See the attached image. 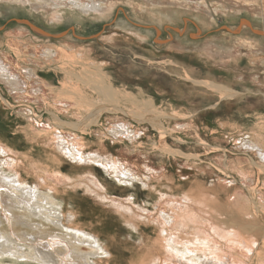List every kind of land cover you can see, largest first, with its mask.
<instances>
[{
    "label": "bare ground",
    "instance_id": "1",
    "mask_svg": "<svg viewBox=\"0 0 264 264\" xmlns=\"http://www.w3.org/2000/svg\"><path fill=\"white\" fill-rule=\"evenodd\" d=\"M123 3L134 5L131 14L136 21L145 22L149 15L150 23L158 24L150 25L143 32L137 28L140 25L128 23L127 29L139 36L134 38L136 43L142 42L139 45L143 47L147 43L151 45L146 50L150 54H134L139 58L134 68L141 76L150 71L141 60L145 59L171 77V80L166 77L173 85L171 91L159 90L154 83L149 86L161 96V106L143 104L126 111L114 103L96 105L95 101H83L96 100L95 90L87 83H82V89L75 88V83L63 81L55 72L51 75V70H47L45 78L39 76V69L60 62L73 50L69 43L76 46V41L72 36L67 38L64 47H56L51 40H41L50 38L48 32L35 21L25 20V23L20 21L23 24H15L7 36L0 37V50H4L7 43L12 45L0 51V84H5L15 95H5L0 85V107L9 112L7 119L0 114V264H117V261L120 264H264V185L258 181L264 178V87L246 84L251 76L255 82L260 81L264 72H259L264 68V0H140L136 3L124 0ZM4 9L24 10V13L28 9L32 14L34 10H41L48 24L58 27L63 22L108 19L116 11V1L0 0V15L4 14ZM220 16L224 17L221 23L227 24L224 28H218ZM164 35L168 37L163 38ZM33 36L39 42L34 43ZM75 37L79 39L77 34ZM111 42L106 40L105 44L110 47L104 49L113 54L114 60L130 52L125 48V54ZM234 46L243 48L246 53L234 51ZM155 49L164 51L156 54ZM77 52L82 58L91 53L86 48ZM221 52L227 53L226 58L218 57ZM194 55H200L199 59ZM163 56L165 59H157ZM191 61L200 67L194 68ZM116 65L115 61L97 60L92 71L96 70L94 66L109 71ZM73 68L69 70L75 74L77 70ZM214 75L216 80L211 79ZM50 78L56 80V88L50 85ZM118 78L123 79L121 74ZM139 80L141 83L136 84L145 85L144 77L123 82L130 85ZM104 85L107 87L103 90L116 97L119 91H114V83L107 81ZM58 86H68L64 96L57 90ZM146 90H142V96ZM27 100L37 102V106L30 105L29 101L26 103ZM49 104L61 114L72 112L79 119L64 120L45 106ZM258 104L263 105L262 110ZM16 109L19 112L13 115ZM212 110L217 112L211 114ZM11 114L15 120L11 119ZM107 115L111 118L103 120ZM122 116L131 121L120 119L124 118ZM198 122L202 123V128L198 127ZM147 129L154 132L141 139ZM5 131L11 133L14 140H7L2 134ZM221 138L224 142L230 141L232 150L213 144ZM123 139L130 144H125ZM54 141H58L60 147L53 145ZM109 142L114 146L121 143V150L112 152L116 147ZM142 142L157 151L155 156L146 159L126 155L137 152L136 143ZM42 145L46 148H41ZM53 146L57 147L56 151L49 150ZM194 146L195 150L186 148ZM61 148L67 159L60 155ZM246 148L253 152L243 154ZM217 151L220 157L206 160ZM151 152L153 150L147 151ZM169 155L175 159H168ZM72 158L90 164H72ZM247 161L253 164L254 170L248 168ZM66 163L70 168L64 172ZM93 165L101 166L102 172ZM177 168H181L179 172ZM192 173L196 175L194 180L189 177ZM210 174L214 183L207 186L201 177ZM249 175L250 179L246 180ZM184 176L187 180L180 178ZM23 179L32 180L35 185L31 187ZM83 182L89 197L79 200L86 207L76 205L78 211L73 207L65 208L68 195L65 186L82 185ZM138 183L147 189L143 204L137 200L135 186L139 187ZM233 187L239 191L224 197L229 204L222 202L220 192L225 193ZM37 188L42 190L37 191ZM128 191L133 193L127 196ZM182 191L185 194L173 197L181 195ZM193 198L198 200L196 203L200 207L193 206L196 205ZM127 203H132L136 209L127 208ZM101 205L112 208L103 209ZM243 212L245 218L241 215ZM223 213L235 215V224L244 229H234L246 240L254 237L260 248L253 249V242L240 245L234 229L200 219L210 214L213 219L223 220ZM147 214L150 218L156 216L154 222L160 228L161 236L153 230L151 238L156 242L162 238L165 243L159 241L158 247L152 248L147 255L138 252L135 257L122 259L121 248L111 245L116 240L107 223L115 219L121 231L142 232L139 219L148 217ZM176 223L187 228L192 226V232L182 235L181 230L172 228ZM166 246L175 252V257L168 262L164 256ZM114 251L120 252L119 256ZM104 256L109 260H95L105 259Z\"/></svg>",
    "mask_w": 264,
    "mask_h": 264
},
{
    "label": "rangeland",
    "instance_id": "2",
    "mask_svg": "<svg viewBox=\"0 0 264 264\" xmlns=\"http://www.w3.org/2000/svg\"><path fill=\"white\" fill-rule=\"evenodd\" d=\"M115 1H116V11H115L114 15L112 17L108 18V19L95 20V21H89V20L86 21L85 20V21H82L81 23L80 22H75L73 24H70V23H67V22H63L62 24H59L58 27H53L52 25H49L46 17L42 15L43 11H41V10H34V12H33L34 15H33L31 12H29L28 9L26 10V13H24L25 12L24 10H16L14 12V11L9 10V9H4V14L0 15V37H2L3 35L7 36L9 31L11 30V28H13V26H15V24H19V23L23 24V22L25 23V20H31V22L35 21V23L44 32H46V33L48 32L51 35L50 38H41V40L45 39V42H48L49 40H51L52 41L51 44H57V45H54L56 47L57 46L64 47V45H65V43L67 41V38L72 36L73 40L76 41L75 42L76 46H75L74 43H69L73 50H71V51L66 53V56L67 57L70 56L71 59L65 57V58H63V60H60V62L55 63V64H53L50 67L47 66V68L45 67V68L39 69V71H38V75L39 76L45 78L46 77L45 73H48L47 70H51V73H50L51 75H54V72H55L59 76H62L64 78L65 82H69V83H72V84L75 83L74 84L75 88L82 89L80 87V86H82V83H84V84L87 83L89 88L95 90L96 100H92V98L89 97L91 99H83V101H95L96 105H98V104H106V103H114V104L123 106L126 109V111L129 108L139 107V106H141L143 104H151L152 106H161L162 105L161 96L159 94H157L155 89H150L149 86L152 83H154L153 86L157 87V89H159V90L166 89L167 91H171L173 85H171L169 82L166 81V79H167L166 77H170V75H168L166 73V71H164V69H163V72L160 71V70H157L155 64L151 63L149 60L141 59L142 62L145 63V67L150 69L148 74L146 73L147 75L145 74V76H141V72H139L138 70H136L134 68V64L136 63L135 61H137L139 59V58L136 59L134 54L137 53V52L138 53H142V54H146V55L150 54L146 50H147V48H150L151 45H149V43H147L145 47L139 45L142 42L141 43L140 42L139 43L135 42V39L139 38V36L136 33H134V31H128V29H127L128 28L127 24L129 23V25H133V26L140 25V27H137V28L141 29L144 32L145 29H147V28L149 29L150 28L149 26L152 25V24H155V23H150V16L149 15H147L145 17V22L136 21L135 17L131 14L132 11L135 10L133 8L134 5H126L125 3H123L124 0H115ZM126 1H128V0H126ZM139 1L140 0H133V2H135V3L139 2ZM25 6L27 7L28 5H25ZM77 11H80V10L78 9ZM32 16H35V17H32ZM85 18L88 19L89 17H85ZM223 19H224V17L220 16L219 17V22L220 23L223 22ZM20 21H23V22H20ZM225 25H227V24L221 23V25L218 28H220V27L224 28ZM156 26H158V24ZM121 27H125L126 30L121 28ZM30 28H32V27H30ZM75 33L77 34V36H79V39L75 37V35H76ZM57 34H60V35H57ZM55 35H56V37H55ZM28 36H31V35H29V33H28ZM155 37H156V35H155ZM167 37L168 36H166V35L163 36V38H167ZM32 39H33L34 43L35 42H39V39L36 38V36H33ZM130 39H131V41H129ZM106 40H108L110 42L112 41L114 46L118 47L119 50L121 49V51L124 52L125 48H128L130 52H127L128 53L127 55H120V56L118 55V59L114 60L112 58L113 54H111L109 51L106 52V50L104 49L105 46H108L107 44H105ZM5 41H8V40H5ZM129 43H132V44H129ZM212 43H214V42H212ZM39 44H43V43H39ZM78 44H80V45L77 46ZM7 45H8V43L5 44V49L4 50H8ZM8 46H10L12 48V45L10 43H9ZM108 47H110V46H108ZM83 48H86L88 51H91V53H90L91 55L90 54L88 55L89 57L87 56L86 58H82V56L77 52L78 50H80V49L82 50ZM233 48H234V51H239L241 54L246 53L243 48L241 49V48H237L235 46ZM134 49H135V51H134ZM0 51H3V50H0ZM153 51H154V53L159 54V53L163 52L164 50L163 49H159V50L155 49ZM11 54L13 55V52H11ZM118 54H120V53H118ZM71 55H72V57H71ZM226 55H227L226 52H221L220 54H218V57L219 58H226ZM208 56H210V54H208ZM21 57H22V55H21ZM74 57H76V58H74ZM199 57H200V55H194V58H196V59H199ZM102 59L109 60V61H115V63L117 65H116V67H114L112 69H109V71H102V69L99 70V68L94 66L96 68V70L93 69V71H92V65H93L94 61L102 60ZM157 59L158 60H163V59H165V57L164 56L163 57H158ZM191 64H192V66L194 68H199L200 67L199 64L197 62H195V61H191ZM60 65H62V66H60ZM232 65H235V64H232ZM71 67H74L77 70L75 72V74L73 73L72 70H69ZM263 70H264V68L261 69V70L259 69V72L262 73ZM115 74L118 75V76L121 74V77H123V79L121 78V80H119L118 76H116ZM53 77L55 78V76H53ZM140 77H144L143 81H145V83H143V84H145V85H141V86L138 85V86H134V87H131V86L128 85L127 89H125V90L123 89V86L121 85V83H124L123 82L124 80H128L129 78L130 79L132 78L133 80H138V78H140ZM47 78H49V77H47ZM54 78H50L49 79V83H50V85H52V86H54L56 88L57 83H55L56 80ZM253 78H254V76H251L247 80L246 84L248 86H254L255 88L259 87V86L260 87H264V72H263L262 77L259 79L260 81H256L255 82V80ZM117 79L119 81H117ZM169 79L171 80V77L168 78V80ZM211 79L216 80L217 77H215V75H214V77L211 76ZM107 81H109V83H112V84L114 83V85H112L114 91H119L116 94V97L111 96L109 91L106 92V91L103 90L105 87H107L106 85H104V82L107 83ZM125 82H127V81H125ZM0 85H1V87L4 88L3 90L5 92L4 93L5 95H7V96L10 95L9 97H14L15 96L14 94H11L9 92V90L6 89V85L5 84L2 83ZM232 85L233 86H237L236 83H232ZM145 86L147 88H149V89L146 90ZM67 88H68V86L67 87L58 86L57 90H60V94L63 95V92L66 91ZM130 89H133V90H130ZM143 89H145L146 92L142 96V92H143L142 90ZM199 96H201V95H199ZM169 99H172V97H170ZM28 101H29L30 105L37 106V104H36L37 102H35L33 100H27L26 103ZM45 106H48V108H51L58 115L62 116V118L64 120L76 121L78 119V116H74V114L72 112H70V113H68L66 115L61 114L60 112L57 111V109L52 104L45 105ZM27 108H29V107L27 106ZM38 110L41 111V109H38ZM18 112H19V110L16 109L14 111L13 115H16ZM209 112H211V114H214L217 111L212 110V111H209ZM0 114H2V116L5 119H7V117L9 116V112H6V110H2V107H0ZM23 114H24V112H23ZM204 114H206V113H204ZM13 115L11 114V119H13L12 118ZM47 117L48 116H46V118ZM110 118L111 117H109L107 115V117H104L103 120L110 119ZM124 118H126V117H124ZM124 118H120V119L131 121L128 118H126V119H124ZM8 120H10V119H8ZM13 120H15V119H13ZM9 122H11V120ZM207 122L210 123L211 121L207 120ZM106 123H108V122H106ZM197 125H198V127H201V128L203 127L202 123H200V122H198ZM95 129H98V127L95 128ZM90 130H92V128ZM153 132L154 131L147 132L145 130V132L141 136V139L144 138L145 135H148V134L153 133ZM2 134L7 137V140H9V141L14 140V136L11 133H8V132L5 131V132H2ZM93 136L95 137V140L98 141L97 137L95 135H93ZM206 136H207V134H206ZM123 141L125 142V144H130V142L126 141L125 139H123ZM57 142L58 141H54L53 145L60 147V144L58 145ZM215 142H216L217 145H220L222 147H227V146L229 147V145H228L229 144V140L224 142L222 140V138H221V139H218ZM155 143H154V145H155ZM110 144H111V146L113 145L112 142H109V145ZM116 145L117 146L113 145L114 147H116V149L115 150H111L112 152H114L116 150H119V151L121 150V148H122L121 147V143L117 142ZM130 146L133 147V145H130ZM136 146H137V148H139L138 151L133 153V154L132 153L131 154L127 153L126 155H128V157H132L134 155L133 156L134 158H135V156H138V157L141 156V157H145L147 159V157L151 158V156H155V153H154L155 149H153V147L150 144L146 145L145 142H142L141 144L140 143H136ZM146 146H149V147H146ZM41 148H46V147L42 145ZM135 148H133V149H135ZM186 148H188L190 150H195L196 146H194L192 148L191 147H186ZM49 150L56 151L57 147L53 146V148L49 149ZM87 150H89V149H87ZM152 150H153V152H151V154L147 153V151H152ZM13 153H9V155H14ZM64 153H65V150L63 148H61L60 155L62 157H64L65 159H67L63 155ZM108 154L110 156H112L110 153H108ZM168 159H175V158L173 156L169 155ZM70 160H71L72 164H78V165L90 164L88 162L87 163H79V162L75 161L73 158L70 159ZM0 166H1V164H0ZM64 166L65 167H64L63 171L66 172L70 168L69 164L66 163ZM93 167L96 168V170H98L99 172L100 171L102 172V170H103L101 166H94L93 165ZM180 169L181 168H177L176 171L179 172ZM211 175L212 174H210V176L201 177V180L203 179V181L207 182L206 183L207 186L211 185V182L214 183V181H212ZM252 175H253V173H252ZM262 175H263V173H262ZM104 177L106 178V176H104ZM107 177L111 179V177H109V176H107ZM189 177H192L191 179L194 180L196 175L194 173H192V174L189 175ZM180 178H182V180H187L186 176L180 177ZM245 178H246V180L247 179L249 180L250 179V175L248 177H245ZM23 180H25V181H23L24 183L29 184V186H31V187H33L35 185L32 180H29V179H23ZM241 182L245 183L244 181H241ZM217 183H219V182L217 181ZM31 184H34V185H31ZM138 184H139V187L135 186V190H136L137 196H138L137 200L139 201L140 204L141 203L143 204L144 202H146V199H147V196H146L147 189L144 188L143 186H141L140 183H138ZM125 186H128V184H126ZM255 186L259 188V186H257V185H255ZM84 187H85V182H83L82 185H72V187L71 186H69V187L65 186V189L68 192V195L65 198L66 201H64V207L65 208L73 207L76 210L77 209V208H75L76 205H81L82 207H86V204L82 203L79 200L80 198H83V197H86V198L89 197V194L87 192H85ZM131 188H133V187H131ZM41 190H38V188H37V191H41ZM238 191H239V189H235L234 187L231 188L230 190H227L225 193L223 191H221L220 193H221V195L223 197V198H220L221 201L225 202V203L228 202V201H226L224 199V197L226 195H231V194L233 195L234 192H238ZM130 193H133V192H129L128 191L126 193V195L129 196ZM180 194L181 195H179V196L175 195L173 197H180L183 194H185V191H182ZM194 200H195V204L196 205H193V206H196V207L199 206L200 207V205H198L196 203L198 200H196V199H194ZM90 201L92 202L91 199H90ZM229 203L230 202H228V204ZM161 205H163V203ZM101 206L104 207L103 209H105V208L106 209H111L112 208L111 206H108V205H101ZM129 206L134 207L132 205V203H127L126 207L128 208ZM96 207L97 206L95 205V208ZM97 208L99 209V207H97ZM259 208L262 210L261 207H259ZM215 210H217V209H215ZM77 211H78V209H77ZM154 211H155V208L153 209V212ZM218 212H220V211H218ZM88 213H90V212H88ZM98 213H99V211H98ZM241 215L245 218L246 213L243 212V213H241ZM251 215H252V217H250V215H248V216L250 218H253V214H251ZM150 216L148 215V217H141L139 219V225L142 228V232H133V233H130V234H128L127 232L121 231L120 230L121 229V225L115 219L109 220V222L107 223V227L114 234L115 240H116L115 243L111 242V245L112 244H114V245L117 244L121 248L120 252L123 254V258L122 259H128V258H131V257H135V256L138 255V252L140 254L141 253L142 254L146 253L145 255H147V253H150L152 248H157L158 247L159 241L162 242V243H165L162 238H159V241H157V242H156V240L154 238H151V236H152V234L154 232L153 230H157V232H155L157 236H161V234H160L159 225L154 222L155 219H156V216L153 217V218L152 217L150 218ZM223 216H224L223 220H221V218H218V217L213 219L210 214H209V216L202 215L200 217V219H202L205 222L212 221V222H214V223H216L218 225H221V227L228 226V227H230L232 229H234V227H236L237 229L242 227L238 223L235 224V222H234L235 215L232 216L231 213H229L228 215L223 213ZM77 219L78 220L81 219L80 216L77 217ZM148 219H151V220H148ZM180 221L181 220H178L177 223H180ZM177 223L174 224L172 228L181 230L182 235L185 234V233L192 232V230H190V229L193 228L192 226L187 228V227L179 226ZM70 225H71V223H70ZM108 228H107V231H108ZM155 228H157V229H155ZM242 228L244 229V227H242ZM234 230L236 231V229H234ZM102 237L104 238L105 236H102ZM238 237L239 238L236 239V240L239 241L240 245H241V243H245V242H251V243L253 242L254 243L253 249H255L256 247L260 248L259 242L256 241V239L254 237L250 238L249 240H246L239 233H238ZM126 243H128L129 245H126ZM140 246L144 247V249L143 250L138 249V248H140ZM113 248H114V246H113ZM239 250L242 251L243 249L240 248ZM114 252H115L116 255L119 256L120 252H117V251H114ZM115 254L113 256L114 258H115ZM238 254H242V253H238ZM164 256L166 257V260L168 262V261H170V259L175 257V252H173L168 246H166L164 248ZM101 259L109 260V258H107V257H105V259L99 257V258H97L95 260L99 261ZM119 259H120V257H119ZM163 259H164V257H163ZM117 264H120V262L117 261ZM220 264H224V263H220Z\"/></svg>",
    "mask_w": 264,
    "mask_h": 264
},
{
    "label": "crops",
    "instance_id": "3",
    "mask_svg": "<svg viewBox=\"0 0 264 264\" xmlns=\"http://www.w3.org/2000/svg\"><path fill=\"white\" fill-rule=\"evenodd\" d=\"M155 33H157L156 31H155ZM57 35H60V34H57ZM55 37H56V35H55ZM160 37V36H159ZM157 38H158V34H157ZM169 39V38H168ZM4 51V50H3ZM60 78L61 79H63V81H64V78H62V76H60ZM219 78H222V76L220 75L219 76ZM54 80V79H53ZM55 82V81H54ZM135 83H133V84H130L129 86H141L140 84H136V83H141V81L139 80V81H134ZM56 83V82H55ZM121 84H123V85H125L126 87L128 86V83H121ZM260 104H258V106H259ZM257 106V107H258ZM262 107H263V105L261 104V106H259V109L260 110H262ZM247 110H249V109H247ZM252 110V109H251ZM123 117V116H122ZM78 119H79V117H78ZM125 121H127V120H125ZM147 132H152L151 130H149V129H147L146 130ZM214 145L216 144V142H214L213 143ZM217 145V144H216ZM229 149H231L230 148V141H229ZM217 146H220V145H217ZM222 147V146H221ZM209 148H210V146H209ZM206 149V148H205ZM208 149V148H207ZM232 150V149H231ZM234 151V150H233ZM235 151H238V150H235ZM218 152H220V151H217V152H215V153H213V154H211V155H208L207 157H206V160L207 159H209V160H211L213 157H220V153H218ZM239 152V151H238ZM253 151L250 149V148H246L244 151H243V154H247V153H252ZM154 153L156 154L157 153V151L156 150H154ZM240 158H242V156H240ZM254 158H258V157H255V155H254ZM258 160V159H257ZM258 161H260V160H258ZM212 163L213 164H215V165H217L218 167H220L217 163H216V161H212ZM246 165L248 166V168H252V170H254V166H253V164L252 163H250L249 161H247L246 162ZM255 168L257 169V171H258V173L260 174V175H262V171L261 170H259L256 166H255ZM257 175V174H256ZM259 184L260 185H264V178H259Z\"/></svg>",
    "mask_w": 264,
    "mask_h": 264
},
{
    "label": "snow or ice",
    "instance_id": "4",
    "mask_svg": "<svg viewBox=\"0 0 264 264\" xmlns=\"http://www.w3.org/2000/svg\"><path fill=\"white\" fill-rule=\"evenodd\" d=\"M103 255H105V256H106V255H107V253H103Z\"/></svg>",
    "mask_w": 264,
    "mask_h": 264
}]
</instances>
